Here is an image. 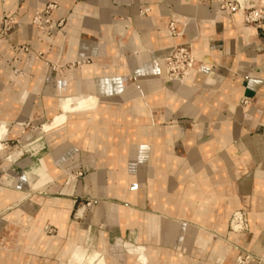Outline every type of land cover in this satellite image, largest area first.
<instances>
[{
    "label": "crops",
    "instance_id": "0c3cea01",
    "mask_svg": "<svg viewBox=\"0 0 264 264\" xmlns=\"http://www.w3.org/2000/svg\"><path fill=\"white\" fill-rule=\"evenodd\" d=\"M48 5L50 34L32 23ZM217 6V0H0V16L18 14L0 39V103H7L6 91L24 93L7 104L15 113L8 127L23 106L18 122L39 113L36 120L46 125L63 99L102 100L84 131L45 132L50 153L40 167L46 159L61 173L38 189L73 201V208L91 201L76 223L94 231L93 246L110 262L136 264L128 250L139 246L156 251L150 264H232L245 254L258 264L264 257V28L249 29L237 14L216 13ZM114 20H126L125 31ZM172 22L178 35L170 34ZM26 43L31 53L22 49ZM174 46L188 47L195 59L184 85L166 79ZM80 171L86 175L75 177ZM62 208L47 210L42 225L52 217L64 233L70 212L57 217ZM238 211L247 214L248 229L235 234L229 225ZM202 233L211 235L205 248L197 242ZM222 237L233 250L220 258L215 247ZM185 248L181 260L176 254Z\"/></svg>",
    "mask_w": 264,
    "mask_h": 264
},
{
    "label": "rangeland",
    "instance_id": "374dc122",
    "mask_svg": "<svg viewBox=\"0 0 264 264\" xmlns=\"http://www.w3.org/2000/svg\"><path fill=\"white\" fill-rule=\"evenodd\" d=\"M260 5H264V3H260ZM52 9L53 6L48 5L46 10L36 11L32 23L39 31L51 33L49 15ZM122 22L114 20L111 24L113 26H121ZM0 23L2 24L0 27V39L8 38L14 26L18 23V14L4 12L0 16ZM246 27L249 26L246 25ZM22 49L27 53L33 51L31 43H26L22 46ZM39 55L42 58L44 57L41 53ZM49 65L52 69H56L55 64L49 63ZM167 81L173 82L171 80ZM138 105L141 107L139 102ZM21 109L15 119L10 120L9 131L3 138H0V143L2 144L0 147V190L7 189L22 194L21 197L18 195L14 199H0V264H98L101 259H107L108 257L104 252L93 246L96 239L94 231L92 229L87 230L76 223L81 222L83 218L80 214L83 211L82 208H84V211H88L91 206L90 200H78L74 208L73 201L71 200L60 204L63 205V208L58 211L57 217L61 218L70 212L68 218L65 220V227L59 223L61 228L64 227V233H60V226L54 222L52 217H49L42 225L43 220L49 215L47 210L53 207L48 200L54 197H46L45 193L41 192L38 188L53 177L50 178L46 171H40L42 177L39 180L35 179V183H38L29 184L26 174H38L40 168L39 160L48 155L50 150H48L45 143L46 133L43 130L44 124L36 120L39 113L34 118L30 117L27 120L18 122L17 120L21 116H26L24 106ZM139 111H142V109ZM17 125L18 127H16ZM15 127L17 134L9 136ZM42 144H44V147H42ZM82 175H86L84 171L77 172L75 177ZM29 185L32 189H30ZM35 196L43 198H34ZM39 198L42 203L48 199L42 204ZM58 206L56 205V207ZM232 220H230L229 225L230 232L235 234L243 232L238 226H235V230L231 228ZM75 229H77V232H80L81 239L82 237L84 238V242L81 245L83 256L80 260L76 256H73L70 261L68 258L60 257L59 252L61 247L72 239V232ZM202 236L208 241L211 239L210 234L206 235V233H202ZM222 239L228 245L225 242L219 243L215 247V251L217 254L222 253L221 255H223L224 253L223 256H226V253L232 252L233 249L230 245L233 242L226 237H222ZM137 249L140 250L141 257L144 259H151L152 254L157 256L156 251L149 254L143 246H139ZM178 252L188 254L189 250L185 248L178 250ZM94 255L96 256L94 257ZM223 256L220 258H223ZM238 257H235L232 264H235ZM217 264L226 263L219 260Z\"/></svg>",
    "mask_w": 264,
    "mask_h": 264
},
{
    "label": "bare ground",
    "instance_id": "6f19581e",
    "mask_svg": "<svg viewBox=\"0 0 264 264\" xmlns=\"http://www.w3.org/2000/svg\"><path fill=\"white\" fill-rule=\"evenodd\" d=\"M237 15H239L243 18L242 12L237 13ZM126 25H127V21H123L122 25L118 26V27H120V29L122 31H125ZM247 28L256 30V28L253 26H249ZM133 40H134V37L132 36V41ZM129 47H131V46H129ZM192 73H193V68L191 69L189 74L183 80H174V82H177L181 85L182 84L184 85V83H186L192 79V76H191ZM22 91H24V90H22ZM10 93L11 92H9V91L5 92L6 97H7L5 99H6L7 103H4V104L0 103V138H3L6 135V133L8 132V126H7L8 119L14 117V115H15L14 111L10 110L11 106L7 107V104L11 105V104H14L13 103L14 100L16 101L17 99H20V100L24 99L23 98L24 93L21 96H16V98H15V96L11 97ZM4 97L5 96H3L2 101L4 100ZM101 101L102 100L100 98H98L96 96H91V95H82V96H75V97H69V98L63 99L57 105V109H59L61 111L54 115L53 121L51 123L43 126V130L47 133H50L54 130H58V131L65 130V131H68L70 134H73V135L75 133H79L82 130L84 131V129H85L84 126H87L89 124H93V116L95 113H97L99 111ZM138 127H139V131H142L144 129L141 125L137 126V128ZM109 130H110V127H107V130L105 131L106 132L105 134L107 137H108ZM110 134H111V132H109V135ZM1 146H2V144L0 143V147ZM40 171L41 172L46 171V173L48 174V176L50 178L53 177V175H57V174L61 173L60 171H57L56 167L51 166V164L48 163L46 159H43L42 166L39 168L38 174H32V173L26 174L27 179H29V184L30 183H34V184L38 183V182L35 183V179L39 180V178L42 177V174H40ZM18 195H19V197H21L22 194L12 192L11 190H7V189H1L0 190V199L1 198L2 199L3 198L4 199H14ZM48 201L50 202V205H53V206L54 205L58 206L63 202L64 203L67 202V200L59 199V198H50ZM204 211L206 212V210H204ZM80 214L82 215L83 211H81ZM219 227L220 228L224 227V224L220 223ZM76 230L77 229H75L73 231V235H74L73 239L67 241V243H65L61 247V250L59 252L60 257L68 258L70 260L73 256H76L80 260L81 257L83 256V254L81 253V250H82L81 245L84 242V238L82 237V239H81L80 232H77ZM197 242L199 243V245H201L202 248H205L208 240L205 239L202 236V234H200L197 238ZM128 251H129L130 257L135 256V259L137 262L136 264H150L151 259L142 258L141 252H139L140 250L137 249L136 247L135 248L129 247ZM221 254L222 253H219L218 255L220 257H222L224 255V253H223V255H221ZM227 254H230V252L226 253L225 255H227ZM176 255L180 259L184 258L181 253H177ZM95 256L96 255H94V257ZM71 264H73V263H71ZM98 264H118V263L115 261L110 262L107 258V259H101Z\"/></svg>",
    "mask_w": 264,
    "mask_h": 264
},
{
    "label": "built area",
    "instance_id": "2783aa9c",
    "mask_svg": "<svg viewBox=\"0 0 264 264\" xmlns=\"http://www.w3.org/2000/svg\"><path fill=\"white\" fill-rule=\"evenodd\" d=\"M218 6L216 13L233 16L239 12L243 14L244 23L247 26H253L256 29L264 28V5H259L256 0H217ZM171 35H178L175 22L169 26ZM194 56L192 51L186 46H174L165 58V69L167 80H183L194 67ZM235 226L242 231L248 229L247 214L238 211L234 214L231 222V228ZM258 264H264V258H257ZM253 260L251 254L241 255L237 258L235 264H250Z\"/></svg>",
    "mask_w": 264,
    "mask_h": 264
}]
</instances>
